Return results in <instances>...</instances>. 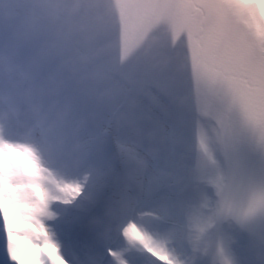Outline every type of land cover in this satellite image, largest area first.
<instances>
[{
  "label": "bare ground",
  "instance_id": "bare-ground-1",
  "mask_svg": "<svg viewBox=\"0 0 264 264\" xmlns=\"http://www.w3.org/2000/svg\"><path fill=\"white\" fill-rule=\"evenodd\" d=\"M231 1L235 6L246 4L243 0ZM84 2L87 7V18L92 30L96 28V25L100 27L105 23L107 25L106 28H108V24L116 22L122 26V29L130 33L132 37L130 56L123 66L129 72L128 77L131 80V84L137 87L142 81L154 82L157 83L158 86L161 83L173 85L176 76L172 73V67L175 66L178 61V57H174V55L179 54L180 57L181 52L184 51V47L182 50L181 43L174 35L173 22L170 21V15H173V13H170L171 7L168 0H84ZM220 2H222V0H220ZM220 2H216L215 9L220 20H218V23L216 22L215 26L216 29L219 30L221 37L219 36L215 44L213 43V48L220 51L221 54L225 56L224 66H227V76L235 73L236 75L232 78H236L239 74H242L250 84L252 83L251 85L254 84L252 88L250 86V88H240L234 86L236 83L233 85V83L230 82V90L226 89L229 90L227 95L231 96L232 100H236V102L240 103L241 111H239V114H241L246 121L248 119L252 122V125L251 122L249 123L251 126L248 124L250 131H253L252 134H255L253 136L259 141V145H262L264 144V129L262 127L264 125V120L263 122L262 119L261 121L256 120L264 116V99H262V92L258 89L259 84L263 82L261 79L263 77L262 74H264V52L258 46V40L254 34L244 27H239L240 23L233 19L229 10V4ZM172 17H174V15ZM169 22H172V27L169 26ZM182 62L186 63V60L184 59ZM250 66L254 68V72ZM46 73L47 71H44L43 76H46ZM185 79L187 81V75ZM8 84L11 85V82L0 78V105L4 104L7 107L4 108L2 106L0 109L1 111L7 109L12 119L14 118L13 122H16L20 128H25L23 117L17 114V108L21 102L14 94L12 86L9 88ZM99 91V89L95 91L96 97ZM67 92L66 90L59 89V98L67 102L70 107L71 117L76 126L75 137L67 138L59 143L46 144L40 140L37 142H39V148L42 149V152H46L50 155L48 157L53 163V166H48V168H52L50 175L52 173L55 174L59 166L56 161L57 158L66 162L65 167H67V172H69L71 176L74 175L73 172L78 175H75L77 179L79 178L77 183L73 186L75 191L61 192L57 187L54 188L50 184L46 187L48 189L46 192L44 188H41L43 181L39 178L40 175L37 172V168L34 167V162L28 157L21 156L11 171L10 178L0 179V201L6 198V193L12 195L13 185L15 183H22L25 180V186L36 185V191L30 187H24L19 193L25 199L28 198L30 194L34 195L37 201L36 204L40 205L43 210L46 208L50 211L52 224L59 229V231H56L59 241L55 238L54 240L59 243L61 252L63 251L64 255L69 259L70 264H73L65 251V239H70L69 231L66 230H69V226L73 222L79 220V215H83V209L85 211L86 209H94V213L96 214H92L87 218V229L91 235L92 241L96 245L104 246V244L107 243L105 233L109 231L106 229L105 223L112 222L114 225L120 227L121 219L132 217V214L135 213L134 209L148 207L143 206V204L136 207L137 205L132 204V202L127 203L126 197L125 199H121L119 196V191L125 193L129 192L127 191V187L124 186L125 182L122 180L124 169L118 167L116 172L112 174L116 167L110 163V157L113 153L118 152L120 154L121 147V143L114 136V130L112 128L115 123L114 118L112 119L113 121L107 123L106 127L103 126V133L106 134L107 138L98 136L99 134L97 135L94 132V134H87L88 123L94 127V122L92 121L93 111L87 110L86 103L85 105H80L75 99L76 95L73 94V96H70ZM73 106H76L80 112ZM255 107L256 109L258 108L256 111L259 113L255 111ZM6 122L7 126L10 128L11 124L5 119V123ZM258 125L262 127L261 129L259 127L261 130L259 133L256 132V127H258ZM7 126L4 128L5 132L9 129ZM94 128L96 129V126ZM141 137H145L143 133H141ZM29 139L35 140L36 138L29 137ZM155 148L158 150V147L155 146ZM167 154V152H161L160 155L162 158L159 155L156 159L157 163L160 162L161 167H159L155 173L156 176H154L153 182L157 181L159 183L161 191L158 194H162L160 197L157 196L154 190H150L148 186L138 182V175L135 174L132 168H125L127 172L126 176L135 186L142 190V196H145L148 203L150 202L152 207L148 209L152 210V213L148 214L155 215L153 218L155 217L161 222L178 223L182 222L184 219V212L182 209L183 200L185 201L188 196H184L183 192L186 188L182 185L183 178L180 176V172L176 170L174 164H168L169 158L171 157L169 155L167 156ZM99 168L101 172L97 171ZM199 168L200 167L197 165L196 169L198 172ZM112 181H116L118 184H114ZM188 181H191V179ZM173 189H175L174 192H176V189L179 190V193H172L171 191ZM169 193L171 195L166 196ZM96 196H105V202L97 205L99 199ZM42 199H45V201ZM91 200L94 204L90 202ZM116 206H120V209ZM225 212L231 213L232 211L230 209L225 210L220 208L218 215L220 217H225ZM138 218L141 219L144 225L148 224L146 217L139 215ZM190 230V233L195 231L194 229ZM214 230L215 228H212V226L206 230L208 236L211 237V241L208 243V248L203 255L202 264H214ZM163 235L170 241L178 240L180 244L175 242V245L180 248H185L186 244H188L187 240L190 238L188 232L181 233L175 228H171L167 234ZM107 236L110 237V239L112 238L109 235ZM3 244L4 233L2 225H0V249H3L2 254L3 257L6 258L4 247H2ZM107 247L108 246H106L105 249H111V252L114 253L112 247ZM68 250L69 253L73 255L77 252L74 244H70ZM132 250L145 254V258H142L144 261L150 259L143 248L134 247ZM94 251L95 250H92V252ZM125 259V257L116 254L113 255L112 258L105 259L103 264H124ZM170 259L174 264L175 261L171 257Z\"/></svg>",
  "mask_w": 264,
  "mask_h": 264
},
{
  "label": "rangeland",
  "instance_id": "rangeland-1",
  "mask_svg": "<svg viewBox=\"0 0 264 264\" xmlns=\"http://www.w3.org/2000/svg\"><path fill=\"white\" fill-rule=\"evenodd\" d=\"M223 1L226 4H229V10L233 19L254 34L258 40V46L264 52V30L261 29V26L257 23L256 19L251 17L248 12L249 6L247 4L235 6L231 0ZM83 12L86 18L88 37L87 39L82 40L81 43L87 47L102 48V54L96 58L95 63L102 68L103 72L110 68L111 64L107 61L108 53L110 55V43L106 39V32H108L109 29L112 30L113 37L114 35L117 37L116 41L118 43L116 44L113 42L115 51L112 53L113 58L119 64H121L119 59L125 63L130 56V46L129 48L126 47L132 42L130 33L122 29V26L116 22L108 24L109 27L107 31L98 32V28L91 30L87 18L88 14L85 2L83 3ZM124 32L127 33L126 37L128 41L123 43L122 37H124ZM13 43L15 44V62L21 66L27 64L33 56L34 44L23 39L17 40L13 37L12 32L8 28L0 27V45H9ZM174 57H178V61L175 68H172V71L177 70L178 73H183L185 63H182V53L180 54V57L179 54L174 55ZM54 69L55 61L53 60L47 64L41 65L37 71L39 76L43 77L44 71H47L46 75H48ZM110 75L112 82H109L108 84H104V82L103 84L100 83L103 95L100 96L96 103H93V100L95 98L94 94L98 80L89 84H77L72 80H65L60 89L68 91L67 93L70 96H73V94L76 95L75 99L80 105H85L86 103L87 110L93 111L92 121L97 130L91 124L89 125V129L91 132H94L97 135L99 134L98 136L107 138L106 134L103 133L102 120L105 117L109 118L112 116L110 113L114 112V118L116 121L114 136L121 143L120 154L117 155V158L119 165L121 164L124 171H126V167L130 163H145V160L148 159L142 151L126 141L125 136L136 137L135 135L143 133L145 137L142 138V140L139 139L140 141L155 145L158 147L157 152L160 154L161 152H167V156L169 155L171 157L169 158L168 164H174L176 166V170L180 172V176L184 179L182 185L186 187L183 194L185 197H188L185 201L183 200L182 206L185 216L183 219L185 225L194 230L196 228L201 229L198 242L193 241L192 236L194 232L191 233L190 238L192 241L188 243L189 248L186 253H176L173 249L170 250L166 242L162 240L157 229L141 227L140 230H137L134 227L133 222L128 226L120 228L123 235L121 243L127 244L128 242H133L136 244L137 241H140L144 246H150L158 251H164L170 257L172 256L175 264H202L203 254L206 252L210 241L206 230L213 225L214 216L217 213V198L213 191H211L212 189L209 188V182L205 180L206 174L210 171V167L205 166V164L202 163V160H207L208 158L209 164L217 167L220 166L222 153L219 136L213 126L209 122L198 118L199 116L191 118L187 113L178 116L177 114L170 116L168 112L164 115H159L155 106L162 103L158 100V97L153 98L155 101L153 103L150 101L152 98L149 96L137 97L136 99L130 97L125 103L124 108L119 112H115V107L118 106L123 99L122 95H124V89L120 86V83L112 74V71ZM106 79L105 76L102 78L104 81H106ZM179 86L180 85L178 84L176 87L178 88ZM162 87L165 88L164 86ZM169 89L172 91L174 90L172 87H169ZM70 90L73 92H70ZM91 107L94 109H91ZM1 116L0 110V166L4 167V172L0 174V179L10 178L11 171L19 158L21 156H27L31 158L30 160H32L36 166H38L37 172L40 175L39 178L43 181L41 188H44L46 192L48 191L46 187L51 183L60 188L62 192H67L69 186L73 187L77 183V177L75 175L71 176L69 172L62 167V165L66 166V163H63L61 159H58L57 162L58 165L60 164L57 168V176L51 178V167L48 168V166H53V163L50 158L42 152V149L39 148V142H37L38 139L20 141L15 138L4 136L3 132L7 124L1 119ZM7 117L11 116L10 112L6 109L5 118ZM11 124L16 126L12 121ZM13 151L19 153V157L13 155ZM203 151L206 153V156L204 157H202ZM242 157L243 156H239L237 161L240 162ZM248 158L250 170L252 168L251 165L256 163V159L251 158V156H248ZM197 165L200 166L199 172L196 169ZM145 168H147L150 173L152 172L149 164H145ZM261 175L264 176L263 170L259 171L257 177L261 178ZM253 178L254 173H252L251 176V179ZM189 179H191V181H188ZM185 180L187 181L185 182ZM254 181L259 183V179L257 178L254 179ZM21 185L25 186L26 181L24 180L22 183H15L13 187L19 192L21 190L19 186ZM5 196L8 197L10 194L6 193ZM26 200L30 203H37L35 196L31 194ZM42 200L45 201V199ZM146 213L152 212L147 211ZM140 214L141 212L136 211V217ZM41 219L49 228L53 239L55 238L59 241L48 209L45 208ZM231 226L233 227L230 221L226 222L225 226L221 228V231L217 236L218 243L215 250V264H240L241 261L249 260L256 262V264H261L257 260H251L249 257L245 256V254H249L245 247L234 244V240L236 239L232 237L231 232H228L231 230ZM133 228L138 232L139 239L131 238L130 233ZM226 232H228V234ZM2 247H4V244ZM2 250L3 249H0V264H5L6 258L3 257ZM127 250L129 249L127 248ZM242 251H244V253H242ZM130 263L147 264L140 263L138 260Z\"/></svg>",
  "mask_w": 264,
  "mask_h": 264
},
{
  "label": "clouds",
  "instance_id": "clouds-1",
  "mask_svg": "<svg viewBox=\"0 0 264 264\" xmlns=\"http://www.w3.org/2000/svg\"><path fill=\"white\" fill-rule=\"evenodd\" d=\"M84 0H0V27L17 40L34 44V53L23 66L14 59L15 44L0 45V78L11 82L21 101L17 114L27 131L43 143H59L74 138L76 126L67 102L59 98L65 80L77 84L94 83L104 72L95 63L100 47H87L88 28ZM55 61V69L40 77L41 65ZM103 95V93H100ZM200 228L192 239L198 242Z\"/></svg>",
  "mask_w": 264,
  "mask_h": 264
},
{
  "label": "water",
  "instance_id": "water-1",
  "mask_svg": "<svg viewBox=\"0 0 264 264\" xmlns=\"http://www.w3.org/2000/svg\"><path fill=\"white\" fill-rule=\"evenodd\" d=\"M218 1L220 2V0H168L170 13L174 15V17L170 15L174 35L181 43L182 50L184 47L182 54L188 68L186 94L182 101L190 110L195 108L207 115L217 126L223 140L225 137L230 138L253 151L260 159L261 167L264 168V144L259 145V141L253 136L255 134L250 131L251 121L248 119L246 121L239 114L240 103L227 95L230 82L233 85L236 83L234 86L240 88L249 86L252 88L254 84L251 85L252 83L250 84L242 74L236 78H232L235 73L227 76V66H224L225 56L213 48V43L215 44L220 36L215 26L220 20L215 9ZM172 22H169L171 27ZM239 27L242 28L241 24ZM250 68L254 72V68L251 66ZM262 76L263 82L259 84L258 89L264 99V74ZM254 109L256 111L258 108ZM261 119L263 122L264 116L256 121ZM259 127L264 129V125L256 127L257 133L261 131ZM147 152L154 158L152 152Z\"/></svg>",
  "mask_w": 264,
  "mask_h": 264
},
{
  "label": "snow or ice",
  "instance_id": "snow-or-ice-1",
  "mask_svg": "<svg viewBox=\"0 0 264 264\" xmlns=\"http://www.w3.org/2000/svg\"><path fill=\"white\" fill-rule=\"evenodd\" d=\"M249 8L248 12L252 18H255L264 30V0H243ZM13 155L19 157V153L13 151ZM21 189L30 187L37 190L36 185L19 186ZM68 191L75 189L68 187ZM43 208L34 203L28 202L19 192L13 188L12 195L0 201V225L4 233V251L6 253L5 264H70L69 259L62 254L60 245L53 239L47 225L41 219ZM256 227L251 233L252 238L259 237V253L264 258V215L258 218L253 217ZM69 234L78 243L80 248L96 250L100 254L97 258L91 260V264H103V245H96L82 221L73 222L69 226ZM132 239H139V234L132 229ZM248 237H241L243 242ZM147 250L161 260L163 264H173L170 257L164 251H158L155 248L145 245ZM108 253L114 255L111 249ZM83 264V262H80ZM240 264H256L254 261H241ZM264 264V260L261 261Z\"/></svg>",
  "mask_w": 264,
  "mask_h": 264
},
{
  "label": "flooded vegetation",
  "instance_id": "flooded-vegetation-1",
  "mask_svg": "<svg viewBox=\"0 0 264 264\" xmlns=\"http://www.w3.org/2000/svg\"><path fill=\"white\" fill-rule=\"evenodd\" d=\"M91 27V26H90ZM109 27V26H108ZM92 29V27H91ZM108 28H105L104 31H107ZM127 33L124 32V37H122V42H127ZM106 39L110 43V55L108 53L107 61L111 62L112 69L117 77V81L120 83V86L124 89V95H126L127 90L131 86V80L128 77V70L123 66L125 63L120 59L119 64L114 58L112 53H114V44L117 43V37L114 35L112 30L109 29L106 32ZM132 45V42L130 43ZM130 45L126 47L129 48ZM131 47V46H130ZM183 63V62H182ZM177 64V63H176ZM172 68H175L173 66ZM113 73V74H114ZM173 75L176 76L175 82L173 85H169L166 83H161L159 86L157 83L148 82L146 85L144 82H140L135 90L136 97H151L157 98L163 104L164 107L168 108V112L172 114L175 111L174 104L178 102L179 98L183 95V91L185 88V76L187 75L186 66L183 73H178L177 70L172 72ZM126 75V77L124 76ZM107 81V79H106ZM106 84V83H105ZM180 85L178 88L177 85ZM141 85V86H140ZM166 85V86H165ZM164 86L165 88H163ZM174 88V90H170L169 87ZM154 100V99H153ZM180 114V112H179ZM223 147V146H222ZM221 147V148H222ZM226 148V149H224ZM226 150L228 151L229 156L232 158H227ZM239 150L233 144H226L223 147V162L219 167L212 166L210 167L209 174L213 179V186L216 194L223 195L226 203L229 206V209L237 208L241 211V224L245 226V232L249 235L251 241H255L256 245H260L259 240L251 237V233L256 227V223L253 221V217H259L260 215H264V176L258 178L257 175L259 172L254 173V178L251 179L252 176V168L249 170L250 166L248 164V157L242 158L241 165L236 164V158ZM252 166V165H251ZM241 170V171H240ZM251 174V175H249ZM259 179V183L255 182L254 179ZM263 181V182H262ZM263 183V185H262ZM239 227V226H238ZM241 231H244L239 227ZM259 252V246H256Z\"/></svg>",
  "mask_w": 264,
  "mask_h": 264
}]
</instances>
